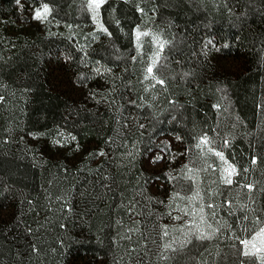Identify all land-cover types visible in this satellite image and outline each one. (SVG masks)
<instances>
[{
  "label": "trees",
  "instance_id": "trees-1",
  "mask_svg": "<svg viewBox=\"0 0 264 264\" xmlns=\"http://www.w3.org/2000/svg\"><path fill=\"white\" fill-rule=\"evenodd\" d=\"M20 9L42 13L34 31L14 32ZM100 17L86 0H0V264H246L223 233L161 252L182 175L145 159L206 136L236 168L219 205L243 193L264 223V0H105ZM139 26L167 41L151 76Z\"/></svg>",
  "mask_w": 264,
  "mask_h": 264
},
{
  "label": "rangeland",
  "instance_id": "rangeland-1",
  "mask_svg": "<svg viewBox=\"0 0 264 264\" xmlns=\"http://www.w3.org/2000/svg\"><path fill=\"white\" fill-rule=\"evenodd\" d=\"M86 2L94 27L101 28L100 6L105 0ZM33 13L34 11H30L29 14H24L20 9L14 22V32L18 29L34 31L41 18L36 19ZM133 34L135 48L147 62V73L151 76L153 66L167 41L160 30L152 27L139 26ZM149 68L152 69L151 72ZM53 81L58 89L68 88L65 78H55ZM145 165L150 172L173 170L182 175L181 195L176 197L172 205L167 202L166 206L170 205L171 210L158 222L160 227L158 237L155 238L161 242V252L175 243L214 234L219 237L223 233L232 241L238 240L246 257V264H264V223L255 225L248 221L245 216L246 208L239 203L243 193L234 194L235 201L232 205L226 208L219 205L215 186L228 184L229 179L232 181L236 168L212 146L206 136L198 137L191 153L185 151L176 139H158L156 147L147 155ZM232 169H235L234 173ZM161 187L165 189L162 184ZM241 216L244 217V224ZM221 217L226 222L220 225ZM229 218L234 219V223H230ZM220 226L223 227L222 232L218 228ZM241 235L243 236L240 237Z\"/></svg>",
  "mask_w": 264,
  "mask_h": 264
},
{
  "label": "snow or ice",
  "instance_id": "snow-or-ice-1",
  "mask_svg": "<svg viewBox=\"0 0 264 264\" xmlns=\"http://www.w3.org/2000/svg\"><path fill=\"white\" fill-rule=\"evenodd\" d=\"M99 5H97V7H98ZM44 13L46 14L49 10H48V7L45 5L44 6ZM35 18L36 19H40L41 18V12H39V11H37L36 12V14H35ZM151 68H149V72H151ZM218 155H219V153H218ZM222 159H223V157H221ZM232 172L234 173L235 172V169H232ZM228 183H231V180L229 179L228 181H227Z\"/></svg>",
  "mask_w": 264,
  "mask_h": 264
}]
</instances>
